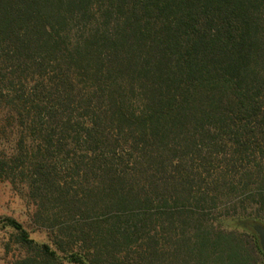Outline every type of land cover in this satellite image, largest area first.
Listing matches in <instances>:
<instances>
[{
  "label": "trees",
  "instance_id": "trees-1",
  "mask_svg": "<svg viewBox=\"0 0 264 264\" xmlns=\"http://www.w3.org/2000/svg\"><path fill=\"white\" fill-rule=\"evenodd\" d=\"M220 155L264 201V0H0V180L53 229L0 217L26 249L13 264H129L116 251L149 225L192 260L251 264L264 221L214 230L200 207L188 161Z\"/></svg>",
  "mask_w": 264,
  "mask_h": 264
},
{
  "label": "rangeland",
  "instance_id": "rangeland-1",
  "mask_svg": "<svg viewBox=\"0 0 264 264\" xmlns=\"http://www.w3.org/2000/svg\"><path fill=\"white\" fill-rule=\"evenodd\" d=\"M225 149L227 152L226 158L229 157L228 153L231 148L226 146ZM225 162L226 160L220 155L212 163L205 164L206 170H204L200 166L198 159L188 161L195 173L201 174V190L206 191L214 198V204L211 205V208L207 207L206 204L200 205V207L203 206L206 209V226L214 230L234 229L229 223L221 222L223 218H230L231 216H257L264 221V201L254 195L255 193L248 196L245 189H243L246 180L241 178V173H243L241 168L243 165H247L246 161H242L241 164L237 163L235 168H231L232 164L229 165ZM261 165L264 167V160ZM255 180L256 177L250 181L247 187L251 188L249 185ZM226 194H229V198H227ZM33 212L34 206L25 196L24 191L19 193L9 182L0 180V217L8 216L16 219L29 232L31 238L38 242H49L53 229L48 225L41 226V222H36L33 218ZM61 221L65 225H77L78 223H83L84 219L81 218L80 220L78 213L74 216H69L68 219L62 218ZM238 231L240 232V230ZM179 232L180 230L176 229V227L168 232L163 231L158 226L154 228L149 225L141 235H138L136 240H131L127 245L118 248V251H116V255L119 257L118 261L121 263V261L128 260L129 264H145L143 259L147 256L150 260L148 264L213 263V257L206 259L204 262L195 261L190 258L183 247H179L177 250L178 244L183 243ZM191 232L192 227H188L184 238L190 236ZM244 238L246 239V236ZM148 241H150V245L155 247L154 256L144 251L147 248ZM246 246L253 257L251 264H264V256L253 248L252 243L247 242ZM149 248L151 249V247ZM25 254L26 249L15 242L14 231L8 227L0 226V264H13Z\"/></svg>",
  "mask_w": 264,
  "mask_h": 264
},
{
  "label": "water",
  "instance_id": "water-1",
  "mask_svg": "<svg viewBox=\"0 0 264 264\" xmlns=\"http://www.w3.org/2000/svg\"><path fill=\"white\" fill-rule=\"evenodd\" d=\"M253 229L258 235L260 246L262 250L264 251V226L261 224H254Z\"/></svg>",
  "mask_w": 264,
  "mask_h": 264
}]
</instances>
